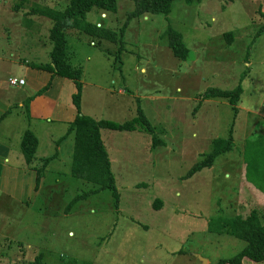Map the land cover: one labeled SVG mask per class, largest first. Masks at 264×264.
I'll list each match as a JSON object with an SVG mask.
<instances>
[{"label":"rangeland","instance_id":"1","mask_svg":"<svg viewBox=\"0 0 264 264\" xmlns=\"http://www.w3.org/2000/svg\"><path fill=\"white\" fill-rule=\"evenodd\" d=\"M16 2L0 0V103L7 107L0 142L11 151L0 160L9 169L0 179V236L12 247L8 257L0 248V264H14V255L17 264L39 255L43 264H216L238 254L243 241L209 227L252 210L264 223V192L250 190L242 176L244 143L264 145V0H176L167 16L130 21L134 3L116 0L114 15L92 10L85 20L116 32L117 42L67 31L68 63L82 72L83 115L122 124L140 110L154 129H100L117 199L107 190L85 197L94 187L71 174L74 136L56 143L68 129L61 117L77 115L74 82L64 78L58 104L38 101L32 114L25 102L16 104L23 88L7 84L22 77L24 61H34L22 48L32 32H39L35 63L48 64L52 48L51 21L37 15L32 30L30 19L18 14L36 7L62 11L68 0H29L19 12ZM168 27L181 34L185 61L169 49ZM238 86L236 110L225 99L203 97L208 89ZM31 129L39 147L27 166L20 134ZM230 137L229 153L186 178L214 139Z\"/></svg>","mask_w":264,"mask_h":264},{"label":"trees","instance_id":"2","mask_svg":"<svg viewBox=\"0 0 264 264\" xmlns=\"http://www.w3.org/2000/svg\"><path fill=\"white\" fill-rule=\"evenodd\" d=\"M13 6L15 12L22 11L28 5L29 0H16ZM134 3V10L128 14L127 21L145 15L167 16L172 7V3L176 0H129ZM186 5H191L194 1L200 3L202 0H179ZM95 10L101 12V15L115 14L117 12L116 0H68L66 7L62 11L36 7L30 10L33 15L47 18L51 21L52 27L49 32V40L52 44L49 53L48 64H34V69L43 70L51 73L53 76L71 79L75 85V92L71 100L77 111L75 119L68 125L65 135L58 140L59 143L70 135L74 136L73 159L71 166V174L74 178L79 179L92 187L84 194H96L100 191H110L112 196L117 199L115 191L114 177L111 172V165L106 153L105 147L100 137V129L134 131L137 128L146 129L149 133H153V127L147 122L146 118L138 110V117L129 122L116 124L110 121H96L92 117L80 114V100L82 84L80 79L82 72L73 68L66 57V34L69 30H76L96 38L99 43L110 42L115 43L116 32L110 29H104L98 24L87 22L86 15ZM264 30V27L262 28ZM123 29H121V33ZM168 47L173 56L181 61L188 58V48L183 42L179 32L171 27L167 29ZM51 86V80L39 91L35 96L42 95ZM241 88L238 86L232 91H221L218 89H208L204 93L205 99L220 98L225 99L233 107L238 103ZM33 99L28 98L25 101L26 112L28 114V104ZM3 117V116H2ZM0 118V121L2 119ZM38 148V140L33 132L26 130L20 139V151L24 163L30 166L35 159V153ZM233 148L232 138L214 139L211 143L210 151L196 162L188 171L186 178L192 177L194 174L209 169L214 165L215 160L229 153ZM56 154L52 156L54 158ZM243 180L247 187L252 190L254 187L258 191L264 192V145L256 140H247L243 148ZM51 159V158H50ZM50 159H46L42 164L47 165ZM44 166L36 169L38 176H41ZM38 179V178H37ZM252 186V187H251ZM253 191V190H252ZM76 197L75 199H77ZM74 202V201H73ZM209 231L216 234L234 237L245 243V247L234 257L227 260H220L216 264H243L260 263L264 261V223L260 221L258 213L254 210L246 216H235L233 218H221L214 225H210ZM26 264H43L42 256H37L33 261Z\"/></svg>","mask_w":264,"mask_h":264},{"label":"crops","instance_id":"3","mask_svg":"<svg viewBox=\"0 0 264 264\" xmlns=\"http://www.w3.org/2000/svg\"><path fill=\"white\" fill-rule=\"evenodd\" d=\"M18 15L21 16L23 19L29 18L30 23L33 25L32 30H33V28H34V30H36V26H38V24H37L38 16L37 15H33V14H18ZM34 17H36V20ZM28 38H29V40H25L23 42L22 48L23 49L25 47L29 48L30 49L29 52L32 53L31 59L35 61L36 60L35 54H37L39 52V43H38L39 32H37L36 34H33V32H32ZM49 53H50V51H49ZM34 61H32V62L24 61L25 66L23 67V75H22V77L21 76L19 77V80H23L24 84L18 86L19 89L20 88H23V89L20 90L19 96H17V99H16V104L19 106V108H23V103L28 98L33 97V99L29 102V105H28V107H29L28 110H29L30 114L33 113L34 107L37 105L38 101H40L39 102L40 105L52 104V106L55 107L59 102V97L61 96L60 88H61L62 83L64 81V78H62L60 76H53L52 77L51 73H49L47 71L34 69L32 67V65L38 64V63H35ZM49 61H50V59H49ZM49 61H48V63H49ZM50 80H51V87L46 92H44L42 95L34 97V94L37 91H39L41 88H43ZM0 85H1V83H0ZM120 93L123 94L122 91H120ZM1 96L2 95L0 93V97ZM6 108L7 107L4 104L0 103V118L3 116L1 121H0V124L6 118V115H7V112L5 111ZM80 112H81V108H80ZM81 113L83 114V112H81ZM68 116H62L61 117L62 121H65V124L67 127L75 119V116H73V113H70ZM50 121H51V119H50ZM23 132L24 131L21 132L20 138H21ZM31 132H33L34 135L36 136V138L38 140V147H39V137H38L37 132L35 130H32V129H31ZM10 153H11V151L8 150L7 144L0 142V160L6 161L7 160L6 158L8 156H10ZM19 153L21 154V152H19ZM6 171H9V169L6 168L5 166L2 167V164H1L0 165V179L6 177V175L8 173ZM18 174H21V176H22V172H18L17 175ZM2 192L3 191L0 190V195L4 194ZM19 201H22V199H20ZM3 240H5V241H3ZM5 243H7V244H5ZM1 246H3V247H1ZM0 248L2 249V252H1L2 255H4V256H6L5 254H11L12 255L11 244L9 245L8 242H6V237H4L2 235L0 236ZM6 257H8V256H6ZM13 259H14L13 260L14 264H17L16 263L17 260H16L15 255L13 256Z\"/></svg>","mask_w":264,"mask_h":264},{"label":"built area","instance_id":"4","mask_svg":"<svg viewBox=\"0 0 264 264\" xmlns=\"http://www.w3.org/2000/svg\"><path fill=\"white\" fill-rule=\"evenodd\" d=\"M7 84L11 87H18L20 85H23L24 81L16 78H10L8 79Z\"/></svg>","mask_w":264,"mask_h":264},{"label":"water","instance_id":"5","mask_svg":"<svg viewBox=\"0 0 264 264\" xmlns=\"http://www.w3.org/2000/svg\"><path fill=\"white\" fill-rule=\"evenodd\" d=\"M203 262H205V260H202Z\"/></svg>","mask_w":264,"mask_h":264}]
</instances>
